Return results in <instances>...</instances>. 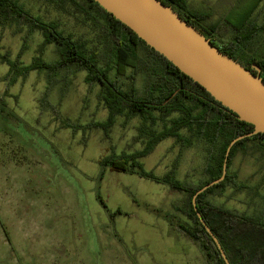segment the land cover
Returning <instances> with one entry per match:
<instances>
[{
	"label": "rangeland",
	"instance_id": "rangeland-1",
	"mask_svg": "<svg viewBox=\"0 0 264 264\" xmlns=\"http://www.w3.org/2000/svg\"><path fill=\"white\" fill-rule=\"evenodd\" d=\"M19 1L46 20H56L76 38L91 40L92 29L69 5L62 10L47 0ZM257 1L185 0V4L201 8L213 3L216 18L235 25L258 5L253 14L256 21H249L251 29L254 21H264V0ZM24 32L0 28V52L16 57ZM236 35L241 44L249 39L245 33ZM230 37L226 32L220 38ZM261 37L259 33L251 39L246 55L264 53ZM42 43V35L36 32L21 59L29 64ZM43 50L46 59L57 57L53 45ZM8 71L9 66L0 61V264H206L203 248L164 217L171 214L188 220L181 211L185 192L136 174L103 170L100 165L114 151L130 154L144 148L139 117L129 121L117 117L108 136L102 130L74 132L63 126L62 119L88 124L108 118V109L98 103L99 88L87 85L84 72L72 78L65 94L54 90L49 97L52 108L44 110L40 98L47 86L45 75L34 71L8 87ZM157 125L161 129L163 122ZM247 147L236 152L230 171L264 192V154L251 144ZM206 157L205 143L196 141L186 147L169 137L140 161L158 177L173 169L177 179L199 183L206 178ZM252 195L229 186L223 195L210 199L254 215L264 209V202L258 198L256 205ZM118 209L122 214L112 215Z\"/></svg>",
	"mask_w": 264,
	"mask_h": 264
},
{
	"label": "trees",
	"instance_id": "trees-1",
	"mask_svg": "<svg viewBox=\"0 0 264 264\" xmlns=\"http://www.w3.org/2000/svg\"><path fill=\"white\" fill-rule=\"evenodd\" d=\"M47 1L58 9L66 10L67 5L74 9L76 16L92 29V38L90 41L76 38L73 33L61 28L59 22L46 20L43 16L35 14L19 0H0V28H12L14 33L23 32L25 29L23 43L16 57L12 58L9 53L0 52V61L9 66L5 79L7 86L29 77L34 71L45 75L47 86L40 98V104L42 109L48 110L52 108L49 99L52 92L58 90L60 94H65L72 78L84 72L87 85L92 89L99 88L98 103L108 109V118L105 121L93 120L88 124L62 119L63 126L83 133L102 130L108 136L117 117H124L125 121L139 117L142 120L139 131L140 137L145 140L144 148L130 154L114 151L103 157L100 165L103 170L108 168L112 171L136 174L185 192L186 204L181 211L188 220L177 219L171 214H164V217L173 229L203 248L206 264H226L212 235L197 214L192 202L193 196L206 184L221 177L228 145L238 136L253 132L254 125L240 120L233 111L217 101L204 87L149 46L95 0ZM161 1L172 6L184 20L200 30L201 21L206 16L189 11L185 0ZM260 1L262 0L257 3ZM257 7L258 5L253 6L250 12L245 14L240 25L225 20L208 27V30L220 37L226 32L233 36L245 33L249 39L239 47L245 52L250 49L253 37L260 33L261 39H264V21L258 24L253 18ZM252 18L255 21L250 29L249 21ZM36 32L42 35L43 43L39 54L26 64L21 58ZM46 45L54 46L57 55L55 59L48 60L44 57L43 47ZM222 51L256 74L252 63L264 65L263 55L254 53L240 58L231 52ZM260 75L264 79V73ZM8 87L5 95L8 93ZM155 113L159 116H155ZM159 121L163 122L161 129L157 127ZM183 130L187 133L184 134ZM169 137L175 138L186 147H191L196 141L207 145L204 180L199 183L183 182L175 177L173 169L165 176L158 177L143 168L140 159ZM248 144L264 154V134L239 140L231 149L225 179L197 196L196 207L218 238L230 264H264V209H257L253 215L210 199L211 195H223L231 186L236 191L252 192L251 201L256 205L258 198L264 202V192L259 185H247L230 171L236 152L239 149L246 150ZM99 198L106 207L104 199L101 196ZM115 214H122V211L118 209L112 213Z\"/></svg>",
	"mask_w": 264,
	"mask_h": 264
},
{
	"label": "water",
	"instance_id": "water-1",
	"mask_svg": "<svg viewBox=\"0 0 264 264\" xmlns=\"http://www.w3.org/2000/svg\"><path fill=\"white\" fill-rule=\"evenodd\" d=\"M132 29L142 40L165 56L183 73L204 87L217 101L240 120L254 125V131L233 139L227 147L222 175L206 184L193 196L197 214L212 235L226 264H230L218 238L198 211L197 196L223 181L228 171L232 147L245 137L264 134V79L258 73L224 53L197 27L184 20L172 6L161 0H95Z\"/></svg>",
	"mask_w": 264,
	"mask_h": 264
},
{
	"label": "flooded vegetation",
	"instance_id": "flooded-vegetation-1",
	"mask_svg": "<svg viewBox=\"0 0 264 264\" xmlns=\"http://www.w3.org/2000/svg\"><path fill=\"white\" fill-rule=\"evenodd\" d=\"M199 28L202 31V33H204V35H206L207 38L211 39L212 42L216 46H218L221 50H225L226 52H231L234 55L239 56L240 58H246V56H248V55H246V51L242 52V50L239 48L241 45H243V44L240 43V40L237 39L239 37L232 35V37H230L227 41H224L217 34H211L209 32L208 28H206L204 26H200ZM262 55L264 56V53H262ZM253 64L254 63H252V65H251L252 68H253ZM259 66L262 68L261 71H260V74H263L264 73V65H259ZM253 69H255V68H253ZM257 73H258V71H257Z\"/></svg>",
	"mask_w": 264,
	"mask_h": 264
},
{
	"label": "crops",
	"instance_id": "crops-1",
	"mask_svg": "<svg viewBox=\"0 0 264 264\" xmlns=\"http://www.w3.org/2000/svg\"><path fill=\"white\" fill-rule=\"evenodd\" d=\"M187 4H188L187 9L189 11L197 12V13L200 12L201 14L206 16V18L203 21H201V26L208 28L214 24H217L221 20L219 18H216V16L218 15V11H217V7L213 3H210V5L205 4V7H201V8L200 6L199 7L196 6V8H193L192 5H189V3Z\"/></svg>",
	"mask_w": 264,
	"mask_h": 264
}]
</instances>
